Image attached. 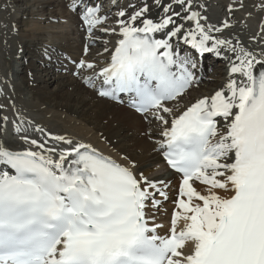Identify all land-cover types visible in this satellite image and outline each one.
<instances>
[{
    "label": "snow or ice",
    "instance_id": "snow-or-ice-1",
    "mask_svg": "<svg viewBox=\"0 0 264 264\" xmlns=\"http://www.w3.org/2000/svg\"><path fill=\"white\" fill-rule=\"evenodd\" d=\"M112 6L115 27H107L102 0H68L90 43L97 33L117 37L97 54L107 60L81 59L74 75L101 99H126L147 125L143 137L179 177L167 233L155 215L168 199L167 178L39 126L40 138L29 136L22 115H4L0 264H264V70L253 73L264 48L257 54L215 35L232 25L211 24L201 0ZM256 7L264 13V0ZM244 8L234 0L227 10ZM251 39L264 45V20ZM225 52L227 82L182 106L200 83L201 59Z\"/></svg>",
    "mask_w": 264,
    "mask_h": 264
},
{
    "label": "bare ground",
    "instance_id": "bare-ground-1",
    "mask_svg": "<svg viewBox=\"0 0 264 264\" xmlns=\"http://www.w3.org/2000/svg\"><path fill=\"white\" fill-rule=\"evenodd\" d=\"M28 1L0 0V106H3L0 108V116L6 115L10 120H13L18 115H22L25 121L30 122V124L24 125L28 129L29 136L40 138L39 134L33 131L35 126H39L53 134L67 135L76 141L89 143L104 155L121 163H124L121 156L126 154L136 162L137 169L143 171L147 176L154 172V165L164 166L162 157L154 151L155 146L142 135L147 126L145 121L139 114L127 107L126 99L124 105L101 99L97 96L95 89L86 86L80 76L74 75L76 69H72L70 61H74L75 65L81 59L102 63L108 57L107 54L97 55L101 52L96 55L91 53L84 56L85 46L87 45L89 48L92 43L89 42L80 17L66 7L68 0H32L30 3ZM108 1L110 5L106 6ZM130 2L135 3L136 0H118L120 7ZM201 2L208 5L206 15L211 24L219 26L224 20H230L232 26L222 33H214L215 35L231 39L233 43L239 40L255 53L261 52L264 45L251 39L257 35L260 23L264 20V13H261L256 7L260 0H243L245 8L237 10L231 15L227 9L234 0H201ZM102 3L104 11L110 13L105 26L115 27V13L118 8L112 6L113 0H102ZM248 13H251V16ZM152 15L155 18V11ZM71 16L83 28V40L79 41L77 38L78 41H73L69 35L63 34V30L59 31L62 33L60 34L55 29L60 27V20H66ZM27 19L30 20L33 28L29 27L30 31L22 35L24 32L22 27L25 26ZM39 36H49L51 39L50 41L46 39V42L55 47L57 53L62 50V54L58 58L56 52H49L44 56L49 60H55L50 67L53 69L51 79L56 82L57 90H51L52 92H43L42 86L34 87V83L42 80V77H37L36 73H33L37 68L32 67L25 73L21 72L28 54L32 53L31 51H37L35 38ZM58 38L60 40L62 38L63 42L56 40ZM116 39L115 35L97 33L94 45L98 44L104 48L103 41L110 40L111 43L108 46L112 47ZM230 56H232L231 53L225 52L224 58H218L221 65L219 70L208 66L202 67V71L199 73L201 78L199 85L189 90L182 101V106L193 102L196 98L211 95L227 82L230 66L227 57ZM41 62L44 65L43 70H47L50 62L44 58ZM19 64H22L20 69ZM63 70L66 73L60 72ZM259 70H264V65L256 64L253 69L254 75ZM23 74L26 76H22ZM81 75H90V73ZM13 102L15 107H13ZM220 123L223 124V121L221 120ZM16 146L24 147L19 143ZM164 168L166 171L163 172V175H160L162 172L158 176L154 175V177H165L171 181L168 199L162 203L159 212L155 213L156 222L164 226L160 230L161 235H165L170 226L179 185V177L169 171L166 166ZM195 186L203 190V186L199 184Z\"/></svg>",
    "mask_w": 264,
    "mask_h": 264
},
{
    "label": "rangeland",
    "instance_id": "rangeland-1",
    "mask_svg": "<svg viewBox=\"0 0 264 264\" xmlns=\"http://www.w3.org/2000/svg\"><path fill=\"white\" fill-rule=\"evenodd\" d=\"M32 0H29L28 1V3H30ZM137 1H139V0H136V2L135 3H137ZM106 6H109L110 5V2L108 1L106 4H105ZM20 16H21V14H20ZM74 18H75V16H74ZM69 20V21H68ZM28 21V22H27ZM75 21V22H74ZM77 21L75 20V19H73L72 18V16L70 17V18H67L66 20H60V22H59V26L61 27H59V28H55L56 30H57V32H59V31H61L62 32V30H63V34H65V36H68L69 35V37L71 38V40H73V41H80V40H83L84 38H83V36H84V30H83V28H81L79 25H78V23H76ZM32 23L30 22V20L29 19H27L26 20V22H25V26H23L22 27V29H23V33H22V35H25V34H27L29 31H30V28L29 27H31L32 25H31ZM62 24V25H61ZM29 25V26H28ZM67 25H69V26H67ZM62 26H64V27H62ZM27 28H29V29H27ZM33 28V26L31 27V29ZM54 29V30H55ZM25 32H27V33H25ZM25 33V34H24ZM60 33V32H59ZM60 34H62V33H60ZM71 34V35H70ZM60 36V35H59ZM73 36V37H72ZM41 36H39L38 38H35V42H36V50L37 51H31L32 53H29L28 55V57H27V60H25V65H24V67H22L21 69V72L23 71V73H25V72H27V70L29 71L32 67H35V68H37L36 69V71L35 72H33V73H36V75H37V77H42V80H38L36 83H34L35 85H34V87H39V86H42L41 88L43 89V92L44 91H46V92H52V91H54V90H57V86H56V82L55 81H53L52 79H51V75H52V72H53V69L51 68L52 67V65L54 64V59L53 60H49V58H45L44 56L45 55H48L49 54V52L50 53H53V52H56V49H55V47H52L51 46V44L48 42H46V39H48V41H50V37L49 36H42L41 38H43V39H41L40 38ZM74 38V39H73ZM77 38H78V40H77ZM24 39H27V38H24ZM45 39V40H44ZM38 40V41H37ZM56 40H60L59 38L58 39H56ZM19 41V40H18ZM60 41H62L63 42V40H62V38H61V40ZM60 41H57V42H60ZM92 45V46H91ZM90 45V47L88 48V54L87 55H85V52H83V54H84V56H88V55H90L91 53L92 54H94L95 53V55L98 53V52H102V50H103V46H100V45H98V44H95L94 45V43H92ZM94 45V46H93ZM49 48V49H48ZM50 48H51V50L52 51H49L50 50ZM92 48V49H91ZM85 49V48H84ZM62 50H60V52H56V55H57V58L59 57V56H61V54H62V52H61ZM189 51H190V49H189ZM19 55L18 56H20V53H18ZM22 55H24V53H22ZM44 58V60H46V61H49L50 62V65L48 66V69L47 70H43V68H44V65H43V63L41 62V60ZM75 61H77L76 59H75ZM211 59H208L207 61H206V65H208V66H210V67H212V68H214V69H216V70H219V69H221V65H220V63L218 64V62L217 63H215V64H212L211 63ZM58 62H60V61H58ZM69 64L72 66V69H76V65H75V63H74V61H70L69 62ZM17 65V64H16ZM21 65L22 64H20V66H19V69H20V67H21ZM57 65H59V64H57ZM220 65V66H219ZM15 66V65H14ZM51 66V67H50ZM12 68H13V65H12ZM51 68V69H50ZM77 70V69H76ZM60 72H63V73H66L65 72V70H63V71H60ZM70 73V72H69ZM22 76H26L25 74H23ZM31 76V75H30ZM35 79V78H34ZM206 80L208 81V79L206 78ZM46 82V83H45ZM209 82V81H208ZM42 84V85H41ZM52 90V91H51ZM119 105H121V104H119ZM156 169V170H155ZM162 170V171H161ZM153 173L149 176V177H154V175H156V176H158L159 175V173L160 172H162V173H160V175H163L164 173L163 172H165L166 170H165V168H164V166L163 165H159V164H157V165H154V167H153ZM155 176V177H156Z\"/></svg>",
    "mask_w": 264,
    "mask_h": 264
}]
</instances>
